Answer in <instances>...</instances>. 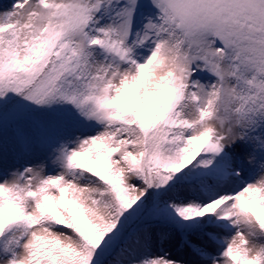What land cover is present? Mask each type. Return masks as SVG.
<instances>
[{"label": "snow or ice", "instance_id": "1", "mask_svg": "<svg viewBox=\"0 0 264 264\" xmlns=\"http://www.w3.org/2000/svg\"><path fill=\"white\" fill-rule=\"evenodd\" d=\"M0 264H264V0H0Z\"/></svg>", "mask_w": 264, "mask_h": 264}]
</instances>
